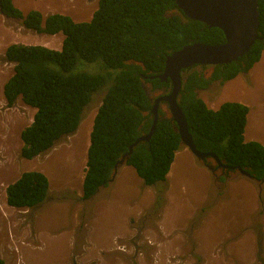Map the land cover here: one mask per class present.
Here are the masks:
<instances>
[{"label":"trees","instance_id":"16d2710c","mask_svg":"<svg viewBox=\"0 0 264 264\" xmlns=\"http://www.w3.org/2000/svg\"><path fill=\"white\" fill-rule=\"evenodd\" d=\"M258 12L260 39L250 52L235 62L215 66L208 78L198 72L190 74L179 104L199 151L241 167L262 185L264 146L246 142L244 137L249 108L226 102L213 110L197 93L215 81L224 84L246 74L260 62L264 0L259 2ZM0 13L20 20L25 29L37 34L64 36L60 50L16 43L5 51V60L14 65V73L3 87L6 107H15L21 99L36 109L32 123L21 132L22 159L44 156L66 142L77 132L94 96L105 92L93 123L83 182V200L90 211L87 221L95 201L109 197V180L117 162L152 128L153 105L142 86L171 88L170 81L152 79L163 73L169 55L193 43L225 42L220 29L189 19L176 0H100L92 19L81 23L61 14L43 17L36 10L25 15L13 0H0ZM79 64L96 65L103 73H75ZM173 126L172 118H160L150 141L133 147L125 163L143 180V188L155 191V211L165 203L167 175L181 149ZM102 188L105 191L95 199ZM49 195V180L37 171L22 173L6 188L7 204L18 209H39ZM0 264H5L1 258Z\"/></svg>","mask_w":264,"mask_h":264},{"label":"rangeland","instance_id":"374dc122","mask_svg":"<svg viewBox=\"0 0 264 264\" xmlns=\"http://www.w3.org/2000/svg\"><path fill=\"white\" fill-rule=\"evenodd\" d=\"M87 1L88 4H92L93 12H95L100 0ZM92 15L90 18L89 15H86L84 21H81L82 16L77 14V21H79L78 23L89 22ZM47 38L49 37L46 35L25 29L20 20L7 18L0 13V258L5 264H27L23 256V249L32 245L39 248L43 246V243L42 249H26V254L29 255L27 258L33 264H52L53 260L66 262L75 255L79 257L85 250H79L80 241L76 242V240L78 235L82 234L83 227L91 220L90 218L87 221V216L90 213L87 201L80 200L78 197L82 192L81 165H76L77 161L74 158L85 156V151L90 143V131L93 127L95 113L93 111L98 109L105 92L94 96L93 103L87 109L77 134L68 138L69 144L67 143L65 147L70 148L75 143V150L63 151V155L53 160L52 164L37 169L34 167H36V163L39 164V160L34 163L32 160L22 159L20 156L23 147L21 132L32 123L36 110L25 105L21 99L17 101L15 107L7 108L4 99L3 85L14 73V65L5 60L6 47L13 43H43ZM48 40L51 41V39ZM81 67L82 69H80ZM97 67L92 64H79L75 73H103L101 67H98L99 69ZM199 97L213 110H218L226 102L247 106L250 109L247 120L249 117L254 127L253 133L264 145V54L260 62L248 73L240 74L224 84L215 81L207 90L201 92ZM89 115L92 116L88 117ZM251 122L250 125H246L244 137L247 136V132L248 135H252ZM80 136L85 138L84 147L76 144V140ZM245 141L249 142L250 140L245 137ZM177 153L178 156L176 154L174 160V163L177 162L176 175L173 173V177L169 183L167 182L163 207L155 211L153 206V209L140 217L141 207L135 204L133 205L135 208L124 214L123 219L120 217L122 214L111 220L95 218L92 228L95 243L88 242V252L107 255L109 252L121 251L122 246L118 242L121 241L120 238L124 233L117 230L121 227L122 221L131 215L130 217L139 224L137 225L138 231L135 229L134 235H138L142 239L140 242L143 241L146 248L152 249L155 243V251L153 249L150 255L149 249L142 248L137 253L139 257L134 259L126 257L123 263L115 264H159L158 260L164 254L158 249H163L165 245L169 253L177 248L182 250V247L185 250L186 256L180 255L179 251L176 252L178 254L172 256L171 264H264V183L258 185L237 171L238 173L230 178L237 179L216 184L213 173L189 149L183 147ZM39 158H42L44 162V157ZM172 169L173 166H171L170 172ZM29 171L41 173L46 171L53 188L58 186L59 189L49 191L50 195L47 201L39 209L12 208L7 204L6 188L22 173ZM169 188L170 193L167 199ZM250 200L256 201L253 204V213L248 218L247 206ZM202 201V208L196 209ZM111 209L108 202L104 206V210L110 211ZM120 210L121 208H119ZM43 212L53 213L48 215L47 219L50 222L58 221L60 223L58 229L52 230L48 234L44 233L45 231L40 233L35 231L36 218ZM77 215L78 218H76ZM162 216V226L160 227L163 238L161 242H158L156 233L153 232L152 236H149L148 229L152 227L159 231L158 223ZM58 217L66 218L57 220ZM75 218L81 223L77 229ZM109 221L114 224V228L105 229V224ZM246 222H248L247 225ZM127 224H130L129 220H126ZM245 225L246 229L243 228ZM92 232L89 231V239ZM252 234L256 238L255 260L253 259L254 243L249 240ZM180 241H183L188 249L184 248L183 242ZM188 242L189 244L186 246ZM197 249L202 250L205 257L200 256ZM123 253L129 255V253ZM207 255L209 259H207ZM213 257L217 259H213ZM77 261L80 263V259Z\"/></svg>","mask_w":264,"mask_h":264},{"label":"crops","instance_id":"0c3cea01","mask_svg":"<svg viewBox=\"0 0 264 264\" xmlns=\"http://www.w3.org/2000/svg\"><path fill=\"white\" fill-rule=\"evenodd\" d=\"M13 3L15 5V7H17L19 10H21L23 12V14H25V15L30 11L36 10V11H39L43 15V17H46L47 15H50V14H61V15L71 17L75 22H79V21H77V14H79V16H82L81 21H84V18L86 17V15H89V18H90L91 15L94 14L93 6L91 3L88 4L89 2L87 0H13ZM46 36H48V35H46ZM48 37L49 38H47V40H45L43 43H38V44L22 43V44H24V45H40V46L48 47L50 49L60 50L62 47V42L64 40V36L62 34H57V35L48 36ZM48 39H51V41ZM60 41H61V43H60ZM47 43H48V45H47ZM13 44H16V43H13ZM9 45H11V44H9ZM7 47H6V49H7ZM6 49H5V51H6ZM4 55H5V53H4ZM97 111H98V109L93 111V112H95L94 113V119H95V116L97 114ZM249 112H250V109H249ZM91 116L92 115H89L88 117H91ZM250 122L251 121L249 120V117H248L247 124L250 125ZM93 123H94V121H93ZM250 128L252 129V135H248V132H247V136L245 135V137H247L250 140L249 142L257 141L260 143L259 137L253 133L254 127H253L252 122H251ZM92 129H93V127H92ZM77 132L75 134H77ZM90 132H92V130ZM90 136H91V133H90ZM68 140L66 142L60 143L59 145H56L49 152H47L44 156H42L45 158L44 162L42 161L43 159L39 158V157L33 159L32 161H34V163H36L38 160L40 161L39 162L40 165L38 163H36V167H34V168H36V169L37 168H43L44 166H48V165L52 164L53 160H55L58 156L63 155V151L68 152L69 150H75V143L70 148L65 147L68 143ZM84 142H86L85 138H83V137L81 138V136L78 140H76L77 146L81 145L82 147H84ZM89 146H90V143L87 147V150L85 151L86 152L85 156H82V158H74V160L77 161L76 165L77 164L81 165L80 180L82 183V192L80 193V195H78L80 200L83 199V182H84V177H85V170H86L87 155H88ZM181 148H183V147H181ZM176 154L178 156V153H176ZM174 164L172 166H174ZM39 170H42V169H39ZM42 172L49 180V191H51L53 189H54V191H57V189H59V187L56 186L53 188V184H52L49 176L47 175L46 171H42ZM169 174H170V172L168 173L167 180H166L168 183L170 181ZM142 185H143V180L137 175V173L133 167L128 166V165L122 166L119 169V171L115 177L114 182L112 184H109V188H110L109 197H106V199L102 198L98 202H96L97 200L95 201L92 212H91V217H90L91 220L86 223L85 227H83L82 234L78 235V239L76 240V242L80 241V243H79L80 249L79 250H85V252L81 253V255L79 257L77 255H75V257L70 258L66 262H61L59 260L58 261L53 260L52 264H115L118 262L123 263L126 260V257H129V258L132 257L133 259L139 257L137 253L140 252V250H142V248L148 250L149 248L145 247L146 244L143 241L140 242L142 239H140V237L138 235H134L136 230L138 231L139 227H137V225H139V224L136 222V220H134L130 217L131 215H129V217L126 220L127 221L129 220L130 224L126 225V220H123L121 227L118 228V230H117V231H123V233H124L123 237L120 238L121 241L118 242V244L122 246L121 251L109 252V253H107V255L105 253H101V255H98L96 252H94V253L88 252V248H89L88 242L91 241L92 244L95 243V237H93V232H92V228L94 227V223H95V218H102L104 220L105 219L111 220L112 218L122 214V215H120V217L123 219L124 214H126L127 212H130V210L132 208H135L133 206L135 204H137L139 207H141V209L139 210V211H142L140 214V217L142 214L153 209V206L155 204V191L152 188H143ZM104 191H105V188L100 190L98 195H96V197H94V198L99 197L100 194L103 193ZM169 193H170V188H169L168 194L166 196L167 199H168ZM255 201L256 200H254V201L250 200L249 205L247 206L248 218L253 213V207H254L253 204L255 203ZM108 202L110 204V208H112V209L110 211H105L104 206ZM167 202H168V200L166 201V206H167ZM202 204H203V201H202L201 205H199L196 209H198V208L201 209ZM124 205H125V207H124ZM12 208H14V207H12ZM119 208H121L120 211H119ZM22 209H26V208H22ZM165 209H166V207H165ZM194 211H196V210H194ZM50 214H53V213L43 212L40 214V216H38L36 218L35 231L37 233L45 231L44 233L48 234L52 230L58 229V225H60V223H58V221L57 222H50L47 219L48 215H50ZM59 218H66V217H58L57 220ZM76 218H78V215ZM159 220H160L158 223L159 231H156L155 229H153L151 227L150 229H148V232H149V236H152L153 232H155L157 241L161 242V239L163 238V236H162V228L160 226H162L161 223L163 220V216ZM247 223L248 222H246V225H247ZM80 224H81L80 221L78 222V220L76 219V226H77L76 229L78 227H80ZM113 225L114 224H112L109 221L107 224H105V226H106L105 229L114 228ZM246 225L243 227L244 229H246ZM89 231L92 232L91 233L92 236L90 237V239H89ZM164 232L169 233L167 230H164ZM193 239L195 240L194 235H193ZM249 240H252L254 243V247H255L254 256H253V259H254L255 255H256V242H255L256 238L254 237V234H252L249 237ZM188 241H189V239H188ZM180 242H183V241H180ZM189 242L187 243L186 246H188ZM25 245H27V244H25ZM183 245H184V248H186L184 242H183ZM43 246H44V243H43ZM155 246L156 245L154 243V246L152 247V249L148 250L150 255H151V251L153 249L155 250V248H154ZM27 247H29V246H27ZM42 247L36 248L32 245L29 248L23 249V256L25 257V261H27V264H33V263L31 262L30 259H28L29 255L26 254V249L37 250V249H42ZM181 249L182 250H180V248H177V250L174 249L171 253H169L166 250V245L163 249L159 248L158 251L163 252L162 254H164V255L162 258H160L158 260V263L159 264H165V263L171 264L172 263L171 260L173 258L172 256L177 255L178 253L176 254V252H178V251H179L180 255L186 256V254L184 253L185 250L183 249V247ZM186 249H188V248H186ZM122 251L129 253V255L123 253ZM197 251L200 254V256L201 255L204 256V253L202 250L197 249ZM125 255H127V256H125ZM208 257L209 256L207 255V259H209ZM77 259H80V263L77 261ZM213 259H217V258L213 257ZM224 264H226V263H224Z\"/></svg>","mask_w":264,"mask_h":264},{"label":"water","instance_id":"95a60500","mask_svg":"<svg viewBox=\"0 0 264 264\" xmlns=\"http://www.w3.org/2000/svg\"><path fill=\"white\" fill-rule=\"evenodd\" d=\"M260 1L261 0H176L179 9L189 19L202 22L210 28L220 29L224 33L225 42L215 45L193 43L167 57L163 73L158 77H152V79L158 78L164 83L170 81V94L155 101V105L151 110L154 115V123L149 134L138 138L129 149L128 154L124 155L117 162L114 167V174L109 180V184L114 182L119 169L125 165L129 155L133 153V147L141 141H150L160 119V102L166 103L169 108L174 122L173 129L180 136L181 147L189 149L199 161H203L210 157L214 159L219 166H223V168L227 170H237L242 176L252 179L250 174L241 167H233L226 163L223 164L214 153H204L197 149L189 131L187 118L179 103L180 92L185 81L182 71L197 65H227L239 60L250 52L256 41L260 39V19L258 12ZM142 88L147 94L146 86L143 85Z\"/></svg>","mask_w":264,"mask_h":264},{"label":"flooded vegetation","instance_id":"af4514ba","mask_svg":"<svg viewBox=\"0 0 264 264\" xmlns=\"http://www.w3.org/2000/svg\"><path fill=\"white\" fill-rule=\"evenodd\" d=\"M213 68H215V66H201V65H197V66H193L190 69H186V70L182 71V74L185 77L184 83H186L187 78L189 77V75L194 73V72L202 73V75L205 78L210 77L212 72L214 71ZM208 88H206L204 90H198L197 91L198 95H200L201 92H204ZM170 89L171 88L167 89L165 87H162V88L153 90V87L151 85H146L147 96L149 97V99H150V101H151L153 106L155 105V101L157 99H159V98H161L163 96L169 95L170 94ZM159 117L160 118H167V119H171L172 118L171 113H170L169 108H168L166 103H163V102L159 103ZM172 122H173V120H172ZM200 162L203 165L207 166L210 169V171L213 173V177L215 179V183L216 184L220 183V182H224V181L226 182L227 180L231 181V180L236 179V178H234V179H230V178H231L232 175H235V174L238 173L237 170H227L226 168H223V166H219V164L214 159H212L210 157H208L205 160L200 161ZM221 162L223 164L226 163L224 160L223 161L221 160ZM156 249H157V247H156Z\"/></svg>","mask_w":264,"mask_h":264},{"label":"bare ground","instance_id":"6f19581e","mask_svg":"<svg viewBox=\"0 0 264 264\" xmlns=\"http://www.w3.org/2000/svg\"><path fill=\"white\" fill-rule=\"evenodd\" d=\"M176 164H177V162L174 164V166H173V169H172V171L170 172V174H169V179H171V177H173V173H175V175H176V171H175V168H176ZM174 179V178H173Z\"/></svg>","mask_w":264,"mask_h":264},{"label":"clouds","instance_id":"9594fccd","mask_svg":"<svg viewBox=\"0 0 264 264\" xmlns=\"http://www.w3.org/2000/svg\"><path fill=\"white\" fill-rule=\"evenodd\" d=\"M98 7H99V5H98ZM259 63V62H258ZM235 79V78H234ZM204 101V100H203ZM26 105V104H25ZM36 110V109H35ZM249 179V178H248ZM252 180V179H251Z\"/></svg>","mask_w":264,"mask_h":264}]
</instances>
